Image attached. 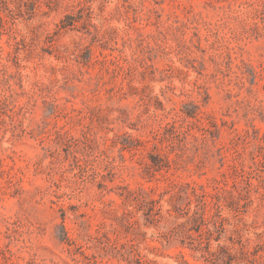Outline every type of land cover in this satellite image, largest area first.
<instances>
[{
  "label": "rangeland",
  "instance_id": "obj_1",
  "mask_svg": "<svg viewBox=\"0 0 264 264\" xmlns=\"http://www.w3.org/2000/svg\"><path fill=\"white\" fill-rule=\"evenodd\" d=\"M0 264H264V0H0Z\"/></svg>",
  "mask_w": 264,
  "mask_h": 264
}]
</instances>
